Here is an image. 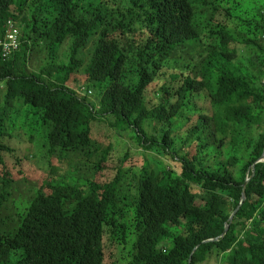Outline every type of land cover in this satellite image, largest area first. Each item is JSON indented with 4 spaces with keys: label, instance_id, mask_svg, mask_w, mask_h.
<instances>
[{
    "label": "trees",
    "instance_id": "16d2710c",
    "mask_svg": "<svg viewBox=\"0 0 264 264\" xmlns=\"http://www.w3.org/2000/svg\"><path fill=\"white\" fill-rule=\"evenodd\" d=\"M261 1L0 0V43L20 35L0 49V264H264ZM15 130L44 178L7 165ZM125 133L158 158L132 179L106 143Z\"/></svg>",
    "mask_w": 264,
    "mask_h": 264
},
{
    "label": "rangeland",
    "instance_id": "374dc122",
    "mask_svg": "<svg viewBox=\"0 0 264 264\" xmlns=\"http://www.w3.org/2000/svg\"><path fill=\"white\" fill-rule=\"evenodd\" d=\"M243 5L244 4L242 3V6ZM248 5H250V3H246L245 8ZM261 8H264V1H261ZM244 11L245 10H242L241 12H244ZM89 49L90 48H88V50L84 51V55H86L87 58L90 55ZM37 58H38L37 55H35V57L33 58V60L36 62V65L38 64ZM87 58H84V60H87ZM31 62L29 63V69H30V71H35ZM94 98L96 99V97H94ZM106 132H107V134L109 133V131H107V128L104 126V124L98 123L96 125V134L103 135V133L105 134ZM183 133H184V131H182L181 134H178V135L182 137L183 135H185ZM106 141H107L106 143H108V144H110V142H111V145L113 147L112 154H111L112 162L117 164L119 161H122V159H124L125 155H128V157H129V163H127L128 168L129 167L131 168V165L135 166L136 169H132L130 171V174L128 175L130 177V179H132L131 177L133 176L135 171L138 172L144 166H152L149 162H150V160H153L156 158L154 156H151L152 154L150 152H143L142 150L137 148L135 146V142L132 141L131 135L129 133H125L122 136H118L115 134V136H113L111 138V140L106 139ZM5 142L8 143V141H5ZM9 143H10L11 147L15 149V151H16L15 154L17 153V155H19L21 158H23V161L16 165V164H14V159H13L12 155L6 156L8 159L7 165L12 168V170L14 172L13 174H15L16 177H18V178L19 177L20 178L26 177V179L28 181V179H42L46 176L45 173L40 171V169L43 167L44 163L48 164L49 159L44 155V152L42 149L37 148L35 146H32L29 143L28 138L26 137V135H24L23 131L15 130L13 132L12 138L10 139ZM68 157L71 158L72 160H74V162H75L76 157H74L72 155H70ZM156 159H158V158H156ZM72 160H68L66 157V159L59 161L57 163V167H56L57 171H58L57 173H61L65 177L66 176L70 177L72 175V173H75L74 171L72 172L70 169V164H71L70 162H72ZM166 166L170 167L171 169H174L176 173H178V174L180 173V166L178 164L166 162ZM27 181L24 182V185H28ZM85 181H87V179L83 180V182H85ZM24 197H26V196L23 195L21 198H24ZM17 204H20V202L18 201ZM17 204H14L13 208L16 207ZM13 212L15 213V210L11 211L10 213H13ZM223 212L224 213L230 212V208L225 207L223 209ZM230 213H232V212H230ZM7 216H8V214L4 215L3 218H6ZM108 256H109V254H107L106 258L109 259ZM111 257L112 258L110 260L112 262L118 261L116 252H114L113 255H111ZM204 264H218V263H216L215 259L213 258V259H208L206 261V263H204Z\"/></svg>",
    "mask_w": 264,
    "mask_h": 264
},
{
    "label": "built area",
    "instance_id": "2783aa9c",
    "mask_svg": "<svg viewBox=\"0 0 264 264\" xmlns=\"http://www.w3.org/2000/svg\"><path fill=\"white\" fill-rule=\"evenodd\" d=\"M8 28L5 31L3 41L0 43V48L3 57L9 56L12 52L19 48V32L18 29L10 22L7 23ZM84 89L80 90L79 92L83 94ZM89 94L91 92H88Z\"/></svg>",
    "mask_w": 264,
    "mask_h": 264
},
{
    "label": "water",
    "instance_id": "95a60500",
    "mask_svg": "<svg viewBox=\"0 0 264 264\" xmlns=\"http://www.w3.org/2000/svg\"><path fill=\"white\" fill-rule=\"evenodd\" d=\"M261 163H264V153H263V155L260 157V159L251 167V170H252V172H253V170H254V166L256 165V164H261ZM252 178V176L250 177V178H246L245 179V181H244V184H243V188L246 186V184L249 182V180ZM244 201H245V196H244V193L242 192V194H241V197H240V201H239V203H238V206L236 207V209L230 214V216H229V218H228V221H227V223L224 225V228H223V232H222V234L218 237V238H216V239H214V240H207V241H205V242H203V244H208V243H214V242H218L220 239H223L226 235H227V233H228V229H229V224L232 222V220H233V217L235 216V214L239 211V209L241 208V206L243 205V203H244ZM195 250H196V248L193 250V252H192V255H193V253L195 252ZM191 255V256H192ZM190 256V257H191ZM188 264H190V259H189V261H188Z\"/></svg>",
    "mask_w": 264,
    "mask_h": 264
},
{
    "label": "bare ground",
    "instance_id": "6f19581e",
    "mask_svg": "<svg viewBox=\"0 0 264 264\" xmlns=\"http://www.w3.org/2000/svg\"><path fill=\"white\" fill-rule=\"evenodd\" d=\"M14 24V23H13ZM7 29V28H6ZM20 31V30H19ZM3 36H4V34H3ZM20 36V35H19ZM3 41V40H2ZM1 49V48H0Z\"/></svg>",
    "mask_w": 264,
    "mask_h": 264
}]
</instances>
